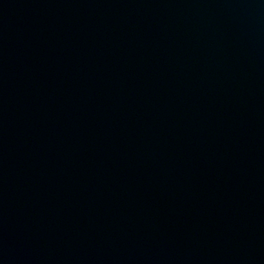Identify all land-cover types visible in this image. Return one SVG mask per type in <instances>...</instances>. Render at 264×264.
Instances as JSON below:
<instances>
[{
  "label": "water",
  "instance_id": "1",
  "mask_svg": "<svg viewBox=\"0 0 264 264\" xmlns=\"http://www.w3.org/2000/svg\"><path fill=\"white\" fill-rule=\"evenodd\" d=\"M0 264H264V0H0Z\"/></svg>",
  "mask_w": 264,
  "mask_h": 264
}]
</instances>
